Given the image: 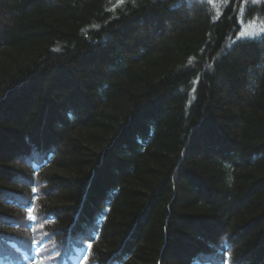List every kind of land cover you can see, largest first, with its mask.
Wrapping results in <instances>:
<instances>
[{
    "label": "trees",
    "instance_id": "trees-1",
    "mask_svg": "<svg viewBox=\"0 0 264 264\" xmlns=\"http://www.w3.org/2000/svg\"><path fill=\"white\" fill-rule=\"evenodd\" d=\"M0 264H264V0H0Z\"/></svg>",
    "mask_w": 264,
    "mask_h": 264
},
{
    "label": "snow or ice",
    "instance_id": "snow-or-ice-1",
    "mask_svg": "<svg viewBox=\"0 0 264 264\" xmlns=\"http://www.w3.org/2000/svg\"><path fill=\"white\" fill-rule=\"evenodd\" d=\"M33 191L35 192L36 190H35V189H33ZM31 211H32V210H31V209H29V213H31Z\"/></svg>",
    "mask_w": 264,
    "mask_h": 264
}]
</instances>
